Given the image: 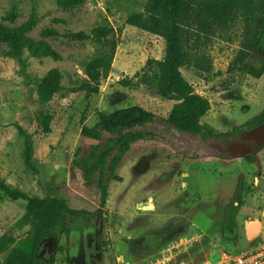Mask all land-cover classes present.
<instances>
[{
    "label": "rangeland",
    "instance_id": "rangeland-1",
    "mask_svg": "<svg viewBox=\"0 0 264 264\" xmlns=\"http://www.w3.org/2000/svg\"><path fill=\"white\" fill-rule=\"evenodd\" d=\"M148 0H85L71 10L58 0H0V23L18 26L35 7L38 22L31 32L43 39L47 27L67 31L90 32L100 25L114 28L118 46L111 70L103 79L100 92L89 97L85 91H72L87 77L85 63L97 52L96 45L69 41L63 35L45 38L62 56L34 57L25 51L24 64L17 58L0 55V180L29 195H56L69 206L80 209L100 207V195L73 165L78 147L84 154L102 142L85 138L83 125L93 126L101 112L134 104L166 118L176 101L167 100L144 86L123 85L134 80L150 58H163L165 40L128 22L133 13L145 10ZM19 5L16 21L5 19L7 11ZM60 19L66 22L60 21ZM244 25L202 43V66L183 67V75L195 90L207 97L211 109L202 118L218 132L249 123L264 106V75L255 78L229 70L243 38ZM263 50L254 51L250 61L260 64ZM59 68L65 89L41 98L37 82L49 71ZM30 134L34 168L25 164V135ZM218 146L210 145L201 156L185 155L163 139L134 143L126 153L117 173L122 181L109 182V195L101 213L74 222L66 217L59 245L54 255V240L44 244L39 254L46 264H120L123 260L143 258L156 248L182 235H203L204 244L220 243L230 251L253 248L264 233V145L252 150L257 161L241 157L238 148L233 157L218 156ZM25 202L13 201L0 193V264L15 251L30 246L31 225L19 227ZM72 222V223H71ZM55 256V261L52 257ZM220 253L210 256L212 262Z\"/></svg>",
    "mask_w": 264,
    "mask_h": 264
},
{
    "label": "trees",
    "instance_id": "trees-1",
    "mask_svg": "<svg viewBox=\"0 0 264 264\" xmlns=\"http://www.w3.org/2000/svg\"><path fill=\"white\" fill-rule=\"evenodd\" d=\"M85 0H58L65 10L79 7ZM19 5L14 4L6 13L5 19L14 23L18 17ZM62 22L65 20L60 19ZM244 25L241 47L232 60L229 70L249 74L255 78L264 75V0H148L145 10L133 13L128 22L143 30L161 36L166 42L163 58H150L144 72L134 80H123V85L144 86L167 100L176 101L169 115L160 118L145 107L134 104L101 112L93 126L83 125L81 134L101 144L93 145V151L84 154V148L78 147L73 165L85 173V178L100 195V207L80 209L69 206L65 198L56 195L44 197L32 196L20 188L0 180V193L13 201L25 202V213L18 220L19 227L31 225V242L26 250H15L8 258V264H46L47 260L39 252L41 247L54 240L57 255L63 226L68 215L72 221H84L88 216H98L107 202L109 182L122 181L117 173L126 153L134 143L143 140L163 139L177 147L185 155L203 156L210 145L218 146V156L233 157L237 144L245 140V131L241 127L218 132L213 125L202 122V118L211 109L210 100L198 93L193 84L183 75L185 66H202L199 49L202 43L221 36L231 30L238 22ZM38 22V11L32 8L28 18L18 26L0 23V55L19 59L23 64V55L51 57L61 60V54L45 38L63 35L72 42L91 40L97 47L96 54L85 63V73L79 85L72 91H85L86 96L100 92L112 66L118 46L114 28L100 25L90 32L84 30L67 31L62 34L55 27L43 30V39L36 40L31 32ZM263 50L260 64L250 61L254 51ZM59 68H54L37 82L41 98L62 92L65 87L61 81ZM264 123V106L259 115L249 123V128ZM25 135V164L33 169V143L30 134L21 125H17ZM263 145L258 147L261 149ZM250 162L257 161L255 153L239 155ZM72 223V222H71ZM11 237L0 245L4 251ZM238 252V251H235ZM55 261V256L52 257Z\"/></svg>",
    "mask_w": 264,
    "mask_h": 264
},
{
    "label": "built area",
    "instance_id": "built-area-1",
    "mask_svg": "<svg viewBox=\"0 0 264 264\" xmlns=\"http://www.w3.org/2000/svg\"><path fill=\"white\" fill-rule=\"evenodd\" d=\"M203 235H182L156 248L146 257L123 260L120 264H264V233L249 250L234 252L220 243L204 244ZM220 253V259L212 262L210 256Z\"/></svg>",
    "mask_w": 264,
    "mask_h": 264
},
{
    "label": "water",
    "instance_id": "water-1",
    "mask_svg": "<svg viewBox=\"0 0 264 264\" xmlns=\"http://www.w3.org/2000/svg\"><path fill=\"white\" fill-rule=\"evenodd\" d=\"M246 133L249 134V138H253L255 140L256 147L264 145V123L247 130ZM244 151H247V149L241 150V154H244Z\"/></svg>",
    "mask_w": 264,
    "mask_h": 264
},
{
    "label": "flooded vegetation",
    "instance_id": "flooded-vegetation-1",
    "mask_svg": "<svg viewBox=\"0 0 264 264\" xmlns=\"http://www.w3.org/2000/svg\"><path fill=\"white\" fill-rule=\"evenodd\" d=\"M246 132L247 131H245V134H244L245 140L243 142L237 144V147H236L240 151L245 150V149H247V151H248V150H252L253 148L256 147L255 140L253 138H249V134H247Z\"/></svg>",
    "mask_w": 264,
    "mask_h": 264
}]
</instances>
